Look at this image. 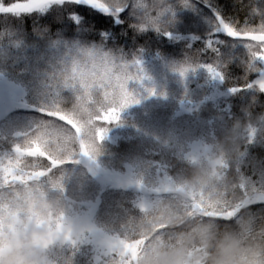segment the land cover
<instances>
[{"label":"trees","instance_id":"16d2710c","mask_svg":"<svg viewBox=\"0 0 264 264\" xmlns=\"http://www.w3.org/2000/svg\"><path fill=\"white\" fill-rule=\"evenodd\" d=\"M2 2L7 5L12 0ZM167 7L163 30L134 27L130 7L118 17L69 3L19 16L0 13V92L12 98L14 126L33 130L48 119L41 108L60 97L71 103V91L58 93L53 83L71 54L82 46L101 47L123 60L139 59L140 67H150L155 73L164 98L157 105H130L122 110L119 122L105 125L108 132L100 168L107 180L98 182L99 193L82 206L87 213L110 207L116 215L111 224L116 226L138 217L141 203L150 206L161 196L119 182L120 176H134L137 160L148 163L157 179L167 176L175 181L188 168L183 140L200 152L236 120L247 123L251 133L243 138V155L229 174L242 188L250 187V180L264 179V92L245 87L260 77L263 62H257L258 71L246 72L245 43L225 35L217 19L233 26L255 25L264 21V0H167ZM209 41L227 61L225 79L213 78L202 67L182 77L179 69L189 57L198 64L213 62ZM232 88L238 90L232 92ZM26 137L0 135V159L14 155L13 146L23 144ZM85 167L90 166L81 161L68 174H80ZM74 179L69 180V187L75 185ZM85 186L94 187L91 182ZM258 194L243 207L260 221L264 220V201L258 200ZM236 221L233 217L220 223L235 226ZM105 259V253L89 242L75 252L73 264H104Z\"/></svg>","mask_w":264,"mask_h":264},{"label":"clouds","instance_id":"9594fccd","mask_svg":"<svg viewBox=\"0 0 264 264\" xmlns=\"http://www.w3.org/2000/svg\"><path fill=\"white\" fill-rule=\"evenodd\" d=\"M105 2L112 9L130 7L137 29L166 28L167 0ZM236 27L241 32L261 33L264 21ZM243 42L249 45L245 71H258L259 60L253 53L260 52L264 42ZM109 62H113L110 75L105 76ZM212 63L225 72L227 61L222 54H216ZM192 64L199 65L189 57L185 65ZM137 71L133 60H123L101 47L82 46L58 72L53 87L58 93L70 90L71 103L60 97L45 106L43 116L48 119L40 122L22 144L30 148L31 141L36 140L46 156H23L16 174L32 178L0 187V264H73L81 245L95 243L106 254L105 242L116 237L145 241L132 264H264V220L257 221L243 207L256 195V189L242 188L229 174L243 155V138L251 133L248 124L240 120L199 153H186V174L175 181L167 176L158 178L152 190L161 194L160 198L119 226L98 224L70 194L68 182L78 175L69 176L71 167L85 161L93 176L101 167L104 140L97 139L96 130L106 126L99 118L121 103L114 78L126 80L129 90V83L137 81L131 78ZM48 112L67 116L76 127L58 116H48ZM81 142L94 159L81 155ZM49 158L61 163L53 167ZM77 160L80 162L74 163ZM41 171L46 174L36 175ZM118 179L122 184L141 181L144 186L147 182L144 173ZM81 187L77 181V189ZM193 199L215 214L236 210L239 205L236 225L221 224L218 215L193 214ZM105 256L104 264H114L113 257Z\"/></svg>","mask_w":264,"mask_h":264},{"label":"snow or ice","instance_id":"6c2138e0","mask_svg":"<svg viewBox=\"0 0 264 264\" xmlns=\"http://www.w3.org/2000/svg\"><path fill=\"white\" fill-rule=\"evenodd\" d=\"M66 3L75 4V5H86L90 8L96 9L105 15H114L119 16L121 13L125 11L124 8L112 9L110 8L105 0H12L11 3L7 5L0 0V13H10L13 15H23V14H30L34 11H45L52 5H64ZM219 20L220 29H222L223 33L228 37L234 40H243V41H255V42H264V32L255 33V32H241L237 30L236 26H233L230 23L225 22L221 17H217ZM78 22V19H77ZM141 30L144 29V26H141ZM166 35H170V33H165ZM249 47V45H246ZM208 50L213 53L214 55L219 53V50L213 41H209L207 44ZM255 57L264 62V43H261V51L253 53ZM133 63L137 67V74L134 77L137 81L142 80L143 76L141 75L142 69L140 68V61L139 59H134ZM113 62H109V65L105 66L104 74L105 76L110 75V67ZM197 67L204 68L213 78H218L221 81L225 79L224 72L220 70L214 63H203L199 65H186L179 69L180 75L183 77L189 70L195 71ZM262 78L255 81L254 84L258 86L259 90L264 92V71H261ZM115 86L119 88L120 96H121V103L118 108L109 109L107 112L103 113L102 116L99 118L104 125L117 123L120 121V115L122 110L126 109L132 104L139 103V100L130 92L127 88V81L121 80L119 77H115ZM245 87L251 88L253 87V83H249L245 85ZM237 88H232V92H236ZM150 94H155V90H150ZM41 112H45L44 108L40 109ZM48 116H58L61 120L66 121L69 125L76 127L74 122L69 119L67 116H64L61 113H52L48 112ZM77 131L79 129L77 128ZM108 128L107 127H99L96 130V136L99 141H103L107 135ZM31 147H27L22 144H15L13 146V153L14 155L8 156L4 159H0V187L7 185V184H15V183H26L32 177L24 176V175H17V169L20 166L21 158L25 155H35L39 153L41 156H46L40 149L39 144L36 140L31 141ZM81 155L84 157H88L89 159H94L91 154L89 153L87 146L81 142ZM50 160V163L53 167H56L59 163L55 160ZM80 161H74V163H79ZM46 173L41 171L40 173L36 174L39 176H43ZM136 186L139 188H143V184L141 181L135 182ZM140 210L146 211V206L141 203ZM192 213L193 214H200V215H218L220 219L229 220L235 217L237 211L239 210V205L237 206L236 210H228L224 213H210L205 210L203 205L200 202H197L193 199L192 203ZM75 243V242H73ZM145 243L143 239L136 240V241H129L127 239H123L120 237H116L113 239H109L105 242V247L107 248V253L105 255H110L114 258V264H132V262L136 259L141 246Z\"/></svg>","mask_w":264,"mask_h":264},{"label":"rangeland","instance_id":"374dc122","mask_svg":"<svg viewBox=\"0 0 264 264\" xmlns=\"http://www.w3.org/2000/svg\"><path fill=\"white\" fill-rule=\"evenodd\" d=\"M140 68L142 69L141 75L143 76V79L139 81H133L131 85H129V91L132 92V94L139 100V103L132 105L133 106H139V105L151 106L152 104L157 105L159 104L157 102H159L164 98V95L161 93L160 85L157 80V77L155 76V73L150 67L141 66ZM262 71H264V62H263ZM261 78L262 75H260V77L257 80ZM153 89L155 90V94H150V90ZM12 106H13L12 98L0 92V135H6L10 133L22 139L28 136L32 132V129H30V127L28 126L20 127L19 124H17V126H14L13 120L10 118V110ZM183 142L186 148L184 151L186 153L189 152L199 153L197 150H193L192 146H190V144L185 142V140H183ZM134 168L136 170L134 175L144 173L147 177V182L145 183L144 187L140 189L152 190L155 186V182L157 181V178L154 172L152 171V169L150 168L149 164L142 160H137L135 162ZM83 172H80V174H78L75 177L74 186L72 184L70 185V187L68 186L72 196L75 195V197L81 201V207L86 203L91 202L94 199V197L99 193L98 182L107 180V177L103 176V172L101 168L97 171L95 176L92 175L91 167H85V170ZM77 181H80L82 185V187L79 190L77 189ZM84 181L93 183L94 185L93 189H88L85 186ZM249 186L255 188L256 192L259 193L258 200L264 201V179L259 177L257 178V180L255 179L250 180ZM82 209L84 210L83 207ZM89 214L98 224H103V223L111 224L116 222V215L112 212L110 207L101 206L95 209L94 211L92 210ZM106 220L108 222H106Z\"/></svg>","mask_w":264,"mask_h":264}]
</instances>
